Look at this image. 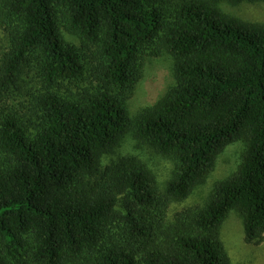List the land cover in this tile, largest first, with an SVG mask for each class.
<instances>
[{
    "label": "trees",
    "instance_id": "trees-1",
    "mask_svg": "<svg viewBox=\"0 0 264 264\" xmlns=\"http://www.w3.org/2000/svg\"><path fill=\"white\" fill-rule=\"evenodd\" d=\"M264 0H0V264H234L220 230L264 243V23L218 9ZM172 85L134 117L148 57ZM175 171L161 188L128 133ZM237 167L184 201L217 158Z\"/></svg>",
    "mask_w": 264,
    "mask_h": 264
},
{
    "label": "rangeland",
    "instance_id": "rangeland-1",
    "mask_svg": "<svg viewBox=\"0 0 264 264\" xmlns=\"http://www.w3.org/2000/svg\"><path fill=\"white\" fill-rule=\"evenodd\" d=\"M219 11L229 17L252 24L264 23V3L240 4L230 6L226 3L218 5ZM4 36L0 31V51L4 48ZM172 59L168 54L159 57H148L145 61L142 78L137 84L132 98L128 102V112L134 117L143 108L151 106L172 85ZM240 143L229 146L216 160L211 172L202 183L182 202L170 205L169 216L182 208L201 206L210 197L215 184L230 174L239 164ZM115 156H137L146 163L156 181L162 188L175 171V163L168 158L154 154L146 146L138 143L132 132L128 133ZM221 240L234 264H264V243L250 246L244 243L242 219L235 211H231L221 226Z\"/></svg>",
    "mask_w": 264,
    "mask_h": 264
}]
</instances>
